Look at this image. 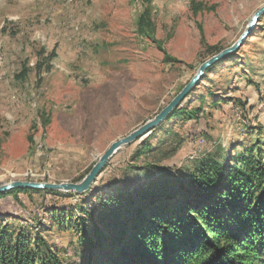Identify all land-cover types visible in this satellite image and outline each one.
<instances>
[{
    "label": "rangeland",
    "instance_id": "rangeland-1",
    "mask_svg": "<svg viewBox=\"0 0 264 264\" xmlns=\"http://www.w3.org/2000/svg\"><path fill=\"white\" fill-rule=\"evenodd\" d=\"M263 6L0 0V185L79 181L113 141L158 114L205 60L233 45ZM145 11L147 30L139 26ZM24 63L29 74L18 79ZM182 106H201L199 120H166L162 130L123 146L83 194L36 190L0 198L3 222L42 235L63 264H93L77 218L107 195L183 176L209 157L257 145L264 152V13ZM147 138L152 150L138 154ZM59 211L64 219H56Z\"/></svg>",
    "mask_w": 264,
    "mask_h": 264
},
{
    "label": "trees",
    "instance_id": "trees-1",
    "mask_svg": "<svg viewBox=\"0 0 264 264\" xmlns=\"http://www.w3.org/2000/svg\"><path fill=\"white\" fill-rule=\"evenodd\" d=\"M149 23L145 11L140 29L147 30ZM54 56L52 51L47 60ZM29 71L24 63L15 77L24 80ZM186 99L166 120H199L202 107L182 106ZM162 124L153 132L162 130ZM151 150L147 138L138 154ZM262 150L257 145L209 157L183 176L118 189L93 211L82 209L78 232L89 260L93 264H264ZM33 191L14 189L0 193V198ZM64 213L59 211L56 219H64ZM3 221L0 215V264H63L42 235Z\"/></svg>",
    "mask_w": 264,
    "mask_h": 264
},
{
    "label": "water",
    "instance_id": "water-1",
    "mask_svg": "<svg viewBox=\"0 0 264 264\" xmlns=\"http://www.w3.org/2000/svg\"><path fill=\"white\" fill-rule=\"evenodd\" d=\"M264 13V6L261 7L253 16L249 28L244 31L242 36L230 47H227L219 53L205 60L198 68L196 74L182 88L180 92L153 118L148 119L143 124L129 132L127 135L113 141L107 150L102 154L99 160L92 166L88 173L77 182H45L31 180H17L0 185V193L12 191L14 189H35V190H51L61 192H75L83 194L89 191L106 167L109 160L117 151L125 145H130L144 136L148 135L152 130L164 122L173 111L188 97L192 89L204 79L205 74L216 63L224 59L226 56L235 53L243 44L244 38L247 36L250 28L257 22L261 14Z\"/></svg>",
    "mask_w": 264,
    "mask_h": 264
}]
</instances>
